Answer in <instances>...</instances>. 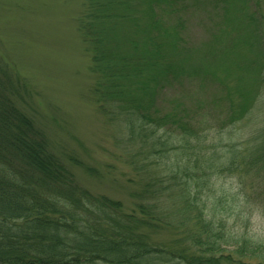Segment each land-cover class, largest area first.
Here are the masks:
<instances>
[{
    "label": "trees",
    "instance_id": "obj_1",
    "mask_svg": "<svg viewBox=\"0 0 264 264\" xmlns=\"http://www.w3.org/2000/svg\"><path fill=\"white\" fill-rule=\"evenodd\" d=\"M256 8L253 0H89L82 30L98 106L123 118L126 141L139 140L146 154L132 155V207L77 186L34 121L0 94V264H248L253 255L264 264V244L220 213L225 191L215 188L236 177L252 202L264 183V126L220 148L224 125L209 119L222 109L234 125L264 95ZM192 26L204 32L197 43ZM196 87L209 100H195V108L188 97L170 100ZM110 102L117 112L106 110ZM153 152L162 154L154 173ZM204 197L217 201L211 214Z\"/></svg>",
    "mask_w": 264,
    "mask_h": 264
},
{
    "label": "rangeland",
    "instance_id": "obj_2",
    "mask_svg": "<svg viewBox=\"0 0 264 264\" xmlns=\"http://www.w3.org/2000/svg\"><path fill=\"white\" fill-rule=\"evenodd\" d=\"M88 1L0 0V94L7 95L34 121L77 186L92 196L120 201L124 208L130 209V195L138 186L132 170V155L140 151L139 140L126 141L123 118L108 115L98 106L99 78L97 72H93L89 38L82 30ZM132 1L139 5V0ZM253 1L261 17L254 31L261 32L264 39V0ZM249 6L254 8L251 3ZM123 29L127 36V26ZM203 35L199 26H192V42L197 43ZM239 43L244 50L245 45L241 40ZM17 79L26 87V90L20 89V93L15 90ZM208 96L198 87L185 88L174 91L170 100L178 97L184 101L188 97L186 105L195 108V100L201 101ZM250 99L252 101L253 97ZM253 104L234 125L228 124L222 109L213 111L219 118L211 116V122L224 125L221 144L225 146L220 148L241 144L261 130L264 95L256 98ZM106 108L109 112L118 111L112 102ZM216 133L212 131L210 138L214 140ZM140 152L145 154L144 150ZM143 154L142 157L146 155ZM161 155L153 152L147 156L153 163L151 172L161 170V166L156 169L155 165L161 162ZM148 169L143 168L142 176L148 175ZM248 180L254 181L252 176ZM237 184L236 177L227 175L216 182L215 188L219 190L221 186V192L225 191L221 205L226 212L220 213L231 223L235 220L241 229L247 228L264 244V183L255 188L252 202L238 192ZM212 200L204 197L209 206L205 209L208 214L212 213L211 202L217 203ZM259 255L264 258V249ZM253 257L247 258L248 264L260 261L259 257Z\"/></svg>",
    "mask_w": 264,
    "mask_h": 264
}]
</instances>
